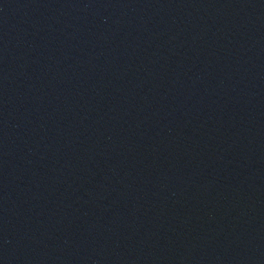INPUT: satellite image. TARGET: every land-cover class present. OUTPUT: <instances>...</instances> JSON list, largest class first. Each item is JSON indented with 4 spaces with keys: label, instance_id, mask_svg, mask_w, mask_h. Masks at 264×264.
<instances>
[{
    "label": "water",
    "instance_id": "95a60500",
    "mask_svg": "<svg viewBox=\"0 0 264 264\" xmlns=\"http://www.w3.org/2000/svg\"><path fill=\"white\" fill-rule=\"evenodd\" d=\"M0 264H264V0H0Z\"/></svg>",
    "mask_w": 264,
    "mask_h": 264
}]
</instances>
